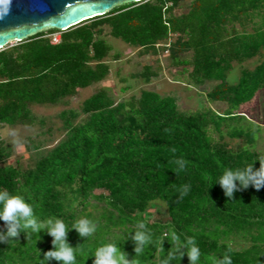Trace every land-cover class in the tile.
Wrapping results in <instances>:
<instances>
[{"label":"trees","instance_id":"16d2710c","mask_svg":"<svg viewBox=\"0 0 264 264\" xmlns=\"http://www.w3.org/2000/svg\"><path fill=\"white\" fill-rule=\"evenodd\" d=\"M115 39L141 48L146 57L131 76L143 78L146 87L117 101L110 88L98 85L80 108H65V137L32 164L20 158L2 163L0 190L23 197L38 221L61 219L69 228L82 217L95 222L97 232L88 239L68 231L69 244L79 246L77 264H93L95 257L88 256L107 243L120 246L131 264H160L172 245L165 239L136 258L134 230L127 231L139 222L157 238L193 239L199 264H217L224 255L233 264H264V187L240 189L230 200L214 184L225 169L252 163L258 169L256 159H264L253 149L259 124L242 110L264 91V0L129 2L66 30L47 29L7 44L0 49V129L44 125L46 118L32 106L66 107L81 89L100 84L111 73L109 60L120 58ZM163 51H170L169 70L183 67L179 76L196 89L197 107L182 109L178 97L148 87L166 76L160 58L157 67L147 59ZM254 59L257 64L247 66ZM235 68L238 76L231 75ZM208 82L214 83L210 89H200ZM210 101L227 108L217 111ZM239 139L245 143L231 145ZM9 156L8 146H0V160ZM176 159L186 162L178 173L171 163ZM185 186L188 194L179 198ZM158 204L166 208L165 220L149 218L162 213ZM7 227L0 219V233L6 235ZM36 235L20 229L16 238L0 242V264H37L54 250V237L44 230L40 239ZM180 264H189L187 255Z\"/></svg>","mask_w":264,"mask_h":264},{"label":"rangeland","instance_id":"374dc122","mask_svg":"<svg viewBox=\"0 0 264 264\" xmlns=\"http://www.w3.org/2000/svg\"><path fill=\"white\" fill-rule=\"evenodd\" d=\"M191 0H183L184 5L189 3ZM182 9V8H181ZM181 10L179 9L177 13ZM248 31H252L253 25L246 26ZM54 41L57 42L60 38V34H54ZM172 41H174L175 37H171ZM17 41H13L8 43L9 45L16 44ZM115 46V51H120V58L116 61L110 59L111 63V73L110 75L103 80L100 84L92 85V87L84 88L79 91L77 96H74L70 100V104L66 107L63 105H55V106H47V105H34L33 111L39 116L45 117L46 122L44 125H41L39 122L34 124L33 126H15L9 128H1L0 134L2 136V140L0 141V146L7 147L10 150V156L5 158V160H0V165L2 163L9 164L18 160L19 158L22 160V164L27 165L29 163H33L39 156V153H45L48 150L52 149L58 142L65 137L66 130L64 129L63 120L60 117L61 112L65 108H80L83 102L89 98L93 93L96 92L97 87H108L111 90V93L116 97V100L119 101L120 98H128L132 94H139L142 87H146L147 83L144 82V79H136L131 75L135 72V70H141V65L143 59L146 57L141 53V48L132 47L126 44L123 40L115 39L113 41ZM160 58V59H158ZM170 51H163L158 55H150L147 59H150L151 63L157 67V59L161 64L163 72L166 76L160 81H154L148 87L163 95H172L179 98L180 107L182 109L186 108H194L198 105V100L196 96V89L193 86L188 87L187 81L181 79L182 76H179L178 70H182L183 67H174L169 70L166 64L170 63ZM156 61V62H154ZM247 66L253 68L257 64V59H254L253 62L250 61L246 63ZM165 70V71H164ZM171 72V73H170ZM240 72H237L235 68L231 75L238 76ZM187 77V76H185ZM127 79V80H125ZM128 82L133 83V88L130 90L124 91L122 88L127 86ZM214 83L208 82L206 86L201 87L210 89ZM209 106L217 109V111L223 112L227 105L225 103H215L209 102ZM220 108V109H219ZM243 112L247 115L248 118L257 124H259L260 132L257 135V143L253 147V149L257 152H264V91H259L256 99L243 106ZM226 129V128H225ZM43 143L40 148H33V144ZM245 140H233L231 141V145H243ZM4 161V162H3ZM153 212L155 208H150ZM158 212L161 214H157V212L150 216L149 218L155 216L157 219L162 216L165 220L167 218L166 208L163 204H158L156 207ZM157 211V210H155ZM152 220H155L151 218ZM162 219V220H163ZM234 246H239L240 244L232 243Z\"/></svg>","mask_w":264,"mask_h":264},{"label":"clouds","instance_id":"9594fccd","mask_svg":"<svg viewBox=\"0 0 264 264\" xmlns=\"http://www.w3.org/2000/svg\"><path fill=\"white\" fill-rule=\"evenodd\" d=\"M12 5L13 0H0V20L11 13ZM256 160L260 161L258 169L255 168L254 163L236 170L225 169L214 184L219 183L230 200H234V192L240 189H247L249 186H254L257 190L261 189L264 187V159ZM171 163L175 166L173 168L177 173L183 171L186 166L183 159H176ZM188 191L186 186L179 189V198L186 196ZM0 219L5 221L8 226L6 235L0 233V242L16 238L20 229L37 234L36 237L38 236L39 239L41 237L38 234L42 230L54 237L52 241L54 250L47 251L43 258L37 261V264H48L52 259L60 261L62 264H77L79 246L74 248L69 244L67 240L69 229H76L81 237H87V239L97 232L96 223L86 217L78 219L70 228L61 219L38 221L33 213V207L23 197L12 195L7 190H0ZM133 230L134 235H131V239L135 244L136 258L142 257L150 245L155 247L163 245L164 240L167 239L172 247L160 264H173V262L180 264L185 255L189 259V264H199L201 251L193 239L180 242L179 237L175 234L170 237L164 236L162 239L157 238L143 222L137 223L136 227L127 233L131 234ZM90 256L95 257L93 264H131L133 261L128 259V254L121 251V247H118L116 243L103 244L88 257ZM217 264H233V261L230 255H224L217 261Z\"/></svg>","mask_w":264,"mask_h":264},{"label":"water","instance_id":"95a60500","mask_svg":"<svg viewBox=\"0 0 264 264\" xmlns=\"http://www.w3.org/2000/svg\"><path fill=\"white\" fill-rule=\"evenodd\" d=\"M141 0H13L0 20V49L47 29L65 30L114 7Z\"/></svg>","mask_w":264,"mask_h":264}]
</instances>
